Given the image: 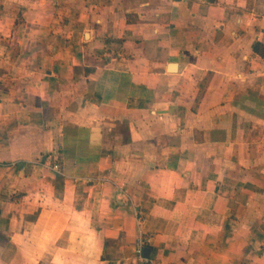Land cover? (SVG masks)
<instances>
[{"label":"crops","instance_id":"crops-1","mask_svg":"<svg viewBox=\"0 0 264 264\" xmlns=\"http://www.w3.org/2000/svg\"><path fill=\"white\" fill-rule=\"evenodd\" d=\"M0 264H264V0H0Z\"/></svg>","mask_w":264,"mask_h":264},{"label":"built area","instance_id":"built-area-1","mask_svg":"<svg viewBox=\"0 0 264 264\" xmlns=\"http://www.w3.org/2000/svg\"><path fill=\"white\" fill-rule=\"evenodd\" d=\"M56 162V163H55ZM52 168L56 171H59L60 170V164H59V159L56 157L54 159V164H52ZM138 252H141L140 249H137Z\"/></svg>","mask_w":264,"mask_h":264},{"label":"water","instance_id":"water-1","mask_svg":"<svg viewBox=\"0 0 264 264\" xmlns=\"http://www.w3.org/2000/svg\"><path fill=\"white\" fill-rule=\"evenodd\" d=\"M149 252H150V249H149V248H145V249H144V256H145L146 258L149 257Z\"/></svg>","mask_w":264,"mask_h":264},{"label":"trees","instance_id":"trees-1","mask_svg":"<svg viewBox=\"0 0 264 264\" xmlns=\"http://www.w3.org/2000/svg\"><path fill=\"white\" fill-rule=\"evenodd\" d=\"M255 49H256V50L259 49V45H257V46L255 47Z\"/></svg>","mask_w":264,"mask_h":264}]
</instances>
